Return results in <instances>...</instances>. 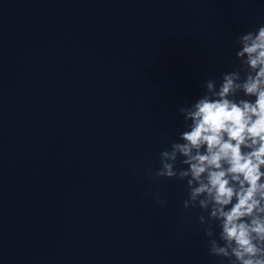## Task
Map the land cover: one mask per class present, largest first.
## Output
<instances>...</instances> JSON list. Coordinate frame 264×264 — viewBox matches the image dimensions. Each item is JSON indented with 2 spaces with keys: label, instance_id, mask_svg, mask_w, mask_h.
I'll return each mask as SVG.
<instances>
[{
  "label": "water",
  "instance_id": "obj_1",
  "mask_svg": "<svg viewBox=\"0 0 264 264\" xmlns=\"http://www.w3.org/2000/svg\"><path fill=\"white\" fill-rule=\"evenodd\" d=\"M261 25L264 0H0V264H219L146 170Z\"/></svg>",
  "mask_w": 264,
  "mask_h": 264
},
{
  "label": "clouds",
  "instance_id": "obj_2",
  "mask_svg": "<svg viewBox=\"0 0 264 264\" xmlns=\"http://www.w3.org/2000/svg\"><path fill=\"white\" fill-rule=\"evenodd\" d=\"M234 48L231 70L177 106L183 127L146 175L183 184L181 207L197 213L208 256L264 264V25L238 35Z\"/></svg>",
  "mask_w": 264,
  "mask_h": 264
}]
</instances>
